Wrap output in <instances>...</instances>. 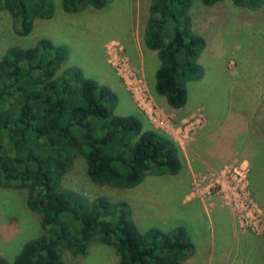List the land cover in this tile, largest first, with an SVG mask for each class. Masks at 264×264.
Masks as SVG:
<instances>
[{
	"label": "rangeland",
	"instance_id": "374dc122",
	"mask_svg": "<svg viewBox=\"0 0 264 264\" xmlns=\"http://www.w3.org/2000/svg\"><path fill=\"white\" fill-rule=\"evenodd\" d=\"M53 2L54 17L36 22L27 37L0 12V57L41 38L66 45L68 66L117 95V115L137 114L186 158L181 174L148 176L134 189L92 183L78 159L64 187L90 200L127 202L140 231L183 226L194 245L185 264H264V4L251 11L230 0L211 7L193 0L192 29L206 42L199 58L204 76L187 85L186 106L170 111L153 93L159 61L142 43L148 0H115L79 14H65L60 0ZM25 197L22 189L0 188V255L10 264L40 234V216L26 208ZM117 262L114 249L99 242L83 260Z\"/></svg>",
	"mask_w": 264,
	"mask_h": 264
},
{
	"label": "trees",
	"instance_id": "16d2710c",
	"mask_svg": "<svg viewBox=\"0 0 264 264\" xmlns=\"http://www.w3.org/2000/svg\"><path fill=\"white\" fill-rule=\"evenodd\" d=\"M115 0H60L65 14L103 10ZM211 7L224 0H199ZM258 10L264 0H230ZM193 0H148L144 48L159 66L153 93L170 111L183 109L187 85L204 76L206 42L192 29ZM0 12L27 37L36 22L51 20L53 0H0ZM69 50L41 38L0 57V188L25 191L26 208L40 216V234L26 241L11 264H83L90 245L112 247L117 264H185L190 233L177 226L140 231L125 201L90 200L63 185L82 159L88 179L112 189H134L148 176H177L186 168L181 147L142 118L117 115V95L68 66ZM264 124V117H262ZM0 264H10L0 255Z\"/></svg>",
	"mask_w": 264,
	"mask_h": 264
},
{
	"label": "crops",
	"instance_id": "0c3cea01",
	"mask_svg": "<svg viewBox=\"0 0 264 264\" xmlns=\"http://www.w3.org/2000/svg\"><path fill=\"white\" fill-rule=\"evenodd\" d=\"M263 117H264V114H263Z\"/></svg>",
	"mask_w": 264,
	"mask_h": 264
}]
</instances>
